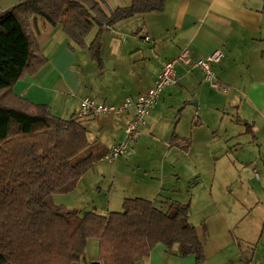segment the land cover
<instances>
[{"label":"crops","instance_id":"1","mask_svg":"<svg viewBox=\"0 0 264 264\" xmlns=\"http://www.w3.org/2000/svg\"><path fill=\"white\" fill-rule=\"evenodd\" d=\"M120 3L123 4H116L113 10L127 7L130 0H122ZM15 4L17 0L6 9ZM102 12L105 15L110 13L104 10ZM33 29L46 64L34 76H26L17 81L12 91L20 99L48 107L54 116L61 119L75 115L81 100L85 97L95 98L102 104L118 106L127 98L145 94L152 87L162 64L174 60L183 50L189 51L192 61L204 59L215 50L222 51L224 56L220 62L212 65V73L218 83V91L223 90L230 95L223 96L215 91L204 81L199 69L176 64V84L162 92L159 102L146 119L141 137H146L145 129H148L150 139L153 138V133L162 134V139H169L168 145L185 151V157L191 155L193 158L191 170L199 177L200 181L197 183L200 185L205 178L200 167L202 152L207 154L210 152L215 158L222 155L224 150L219 152L221 154H216L210 150L209 143L196 147L194 140L179 145L183 138L176 132L177 126L173 128L171 126L176 120L173 107L180 113L187 105L193 103L197 118L195 121L192 120L191 128L205 126L210 132L214 127L220 129L225 116L219 118L217 125L215 121L214 125L207 126L200 117L201 110L214 108L224 113L226 107H231L233 100L236 103L238 118L235 122L245 126V133L253 138L252 143L257 147L259 155L264 157V0H163V9L159 12L137 15L117 22L112 27H103L99 61L92 59L88 52L89 46L99 32L97 26L92 27L85 37L84 48L77 47L59 25L54 26L39 17H35ZM141 30L150 37V42L143 41ZM226 97L227 104L221 103ZM169 113L172 121L163 126L164 133H161L160 124L164 115ZM133 114L134 109L124 116L95 117L94 128L99 131L96 140L104 144L99 158L123 138L125 125ZM211 131L217 135L216 130ZM245 133L243 136H246ZM140 138L133 141L135 149L141 146V143H137ZM232 138L224 140L227 149H231L228 141ZM93 166L91 169L94 175L90 174L89 178L93 179L98 175L104 177L103 169L100 167L93 169ZM163 168L164 166H158L157 173ZM231 168L205 171L210 178L207 193L211 196V201L206 205V210L198 211L203 216L204 224L201 222L198 226H192L203 244L204 255L208 261L215 260L213 258L227 250L230 251L236 244L237 248L240 246L234 237L236 234L231 225L230 215L225 209L219 208L221 203L219 204L220 200H217L218 195L222 192L223 197V190L230 194L229 185L233 184L236 193L244 194V197L246 194H254V198L259 199L252 188L248 189V186H245L249 185V181L259 180V177L255 176V167L251 169L248 164H242L238 169L235 166L233 171ZM126 170L132 175L131 178L130 175L128 177L127 186L120 191L118 199L122 202L126 198H141L153 202L156 207L164 210L172 202L182 203L175 200L176 196L181 195L178 190L180 188L178 182L182 178L180 172H176V175L168 172L165 177L175 176V179L172 178V183H166L164 175H161V179L151 177L146 171L137 175L129 167L119 165L117 168L112 167V179L117 174L123 175ZM175 170L176 166L172 171ZM148 171L155 172L152 168ZM85 176L79 180L75 190L84 184ZM243 179H247V182ZM97 188L100 191V187ZM194 188L189 203H186L190 206L192 214L194 209H199L195 204L200 191L198 188L193 190ZM93 190L91 189V192L95 193ZM172 194H175V197ZM66 206L68 209L73 207L72 210L80 211V208L72 204ZM98 246L97 240H90L87 244L86 252L92 257L91 264H101L98 261ZM175 249L176 247L166 250L162 244H157L142 263L198 264L192 255L178 257ZM243 250L242 247L241 256L250 264V260L247 259L249 251ZM226 261L214 262L233 264L232 261Z\"/></svg>","mask_w":264,"mask_h":264},{"label":"trees","instance_id":"2","mask_svg":"<svg viewBox=\"0 0 264 264\" xmlns=\"http://www.w3.org/2000/svg\"><path fill=\"white\" fill-rule=\"evenodd\" d=\"M162 9L163 0H130L105 15L97 0H17L0 12V264H81L90 240L99 243L101 264H138L157 244L204 263L188 204L172 202L164 210L126 198L121 212L107 215L54 205L52 196L73 192L96 162L84 155L88 129L76 115L58 118L12 91L46 64L35 17L59 25L79 48L97 26L88 52L99 61L103 27Z\"/></svg>","mask_w":264,"mask_h":264},{"label":"rangeland","instance_id":"3","mask_svg":"<svg viewBox=\"0 0 264 264\" xmlns=\"http://www.w3.org/2000/svg\"><path fill=\"white\" fill-rule=\"evenodd\" d=\"M101 6V9L110 12L113 10L116 4L122 5V0H98ZM12 2L15 3V0H0V12L7 7L12 5ZM38 38V37H37ZM79 49V48H78ZM216 83L215 80H213ZM209 84V83H208ZM218 86V83H216ZM215 91L219 92L218 88H214ZM221 93L223 96H229L230 93H227L222 90ZM223 98L221 103L227 104L228 98ZM226 106V105H225ZM230 108L226 107L224 109V113L222 111L218 112L214 108L203 109L200 112V117L203 118V121L207 126L214 125L216 121H219L220 117L225 116L223 121V125L220 129H216V127L210 129L208 131L207 127L201 128H191V122L197 118L195 115L196 107L192 103L191 105H187L180 113L177 111L178 109H174L176 120L172 122V128L177 126L178 133L181 134L182 141H179V145H183L185 142L195 141L196 147L202 144L209 143L210 150L216 152V154H221V150H224L222 155H218L214 158L213 155L209 152V154L202 152L200 166L202 169V173H204L203 183L198 184L200 179L197 175L193 173L191 170L193 158L191 155H186V152L178 147L173 145H168L169 139H162V134L153 133V138L149 136L148 129H145L146 137H141L137 143H141L139 149H135V144L132 143L128 153L125 156L119 157L113 162H99V153L103 150L104 144L98 140L99 131L94 128L96 118H86L84 120V124L88 129V138L90 141L89 148L84 152V155L92 154L96 158L95 168L100 167L103 169V176L96 178H89V175L93 174L92 169L88 171L85 175L84 184H81L77 190L73 191L71 194H59L52 196V202L56 206H61L67 210L66 205L72 204V206H76V208H80V211L84 212H95L99 215H107L108 212H121L122 211V201L118 199L120 197V191L124 186H127V182L129 178H131L130 172L126 170L123 175L117 174L114 179H112V167L116 168L121 165L123 167H129L131 171H135V174L141 175L144 174L143 171H146L151 177H157L161 179V175H164V180L166 179V183H172V178L175 179V176H166L168 172L171 174L176 172H180V176H182L178 185L180 188V196H176L175 200H179L182 202L181 204L189 203L191 197L192 188L200 191V194L197 197V204L195 206L199 209H194L193 214L190 210L189 206V219L188 222L191 225L198 226L201 222L204 224L203 216L198 213V211L206 210V205L210 203L211 196L207 193L208 184L210 178L207 175L206 170L222 171V169L231 168L232 171L236 166L237 169L242 167V164H248V166L255 167L256 174L259 177L258 181H249L248 189L252 188L255 191V195L259 197V199L254 198V194H238L235 191L234 185H229L231 193L228 194L225 190L217 197V200H220L219 204L220 209L226 210L231 218V225L233 226L234 232L237 239V243L240 244L239 248H237V244L230 248V251H225L224 254H221L213 259L208 261L206 256L204 255V263L203 264H218L214 261H232L233 264H247L244 258L241 256L242 247L243 251H249L247 259L250 260V264H264V157L259 155L257 147L252 143L253 138L245 133V126L241 123H236L237 118V108L236 103L231 101ZM211 118H210V117ZM70 116L68 119H70ZM64 119V120H68ZM229 122H226V121ZM230 120L232 122H230ZM172 121L170 117V113L164 115V119L162 120L160 127L161 133H164L162 128L164 125ZM211 130H216L215 133L217 135L212 134ZM239 130V131H238ZM193 131H195L193 133ZM152 133V132H151ZM242 133L241 135H239ZM245 133L246 136H243ZM233 137L228 141V146L231 149H227L225 147L224 140ZM143 143V144H142ZM220 143H224L220 145ZM170 147V148H169ZM200 148V147H199ZM256 158V159H255ZM164 160V161H163ZM155 166H164L163 170L157 173V167ZM176 170L172 171L173 169ZM155 170L154 173L150 170ZM252 169V168H251ZM138 171V172H137ZM234 173V172H233ZM158 174V176H157ZM130 175V177H129ZM129 177V178H128ZM171 179V180H169ZM112 180V181H111ZM198 181V183H197ZM244 182H247V179H243ZM197 183V184H196ZM92 185V187H91ZM95 186V187H94ZM110 186V191H109ZM94 187V190H93ZM97 187H100V191ZM225 188V187H224ZM76 189V188H75ZM91 189L95 192H91ZM223 189V187H222ZM176 190V189H175ZM175 197V194H172ZM250 197V198H249ZM121 202V203H120ZM120 203V204H119ZM119 204V205H118ZM117 205V207H116ZM193 209V202H192ZM190 214L192 217L190 218ZM203 220V221H202ZM242 234V235H241ZM243 236V237H241ZM92 257L87 254L85 251L84 258L81 261V264H91ZM226 261V262H227Z\"/></svg>","mask_w":264,"mask_h":264},{"label":"built area","instance_id":"4","mask_svg":"<svg viewBox=\"0 0 264 264\" xmlns=\"http://www.w3.org/2000/svg\"><path fill=\"white\" fill-rule=\"evenodd\" d=\"M143 41L150 42V37L141 30ZM220 50H215L204 59L192 61L188 50H183L174 60L166 61L158 71L152 87L145 93L136 98H127L121 105H108L99 103L95 98L85 97L81 100L79 109L76 112L78 119L98 117L102 115L124 116L134 109L133 117L127 121L123 138L113 145L110 150L100 158L101 162H113L119 157L125 156L133 141L140 138L146 126V119L150 112L156 107L164 89L176 84V64L197 68L201 71L204 81L208 82L212 88H218L213 82L212 65L218 63L223 58ZM257 177V174H255ZM138 264H143L142 262Z\"/></svg>","mask_w":264,"mask_h":264}]
</instances>
